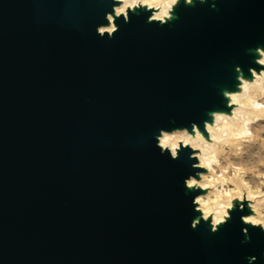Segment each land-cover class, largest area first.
<instances>
[{
  "label": "water",
  "instance_id": "water-1",
  "mask_svg": "<svg viewBox=\"0 0 264 264\" xmlns=\"http://www.w3.org/2000/svg\"><path fill=\"white\" fill-rule=\"evenodd\" d=\"M112 6L0 0V264H264L246 206L191 229V152L155 147L227 113L217 86L255 65L264 0L181 6L163 27L141 11L101 39Z\"/></svg>",
  "mask_w": 264,
  "mask_h": 264
},
{
  "label": "clouds",
  "instance_id": "clouds-1",
  "mask_svg": "<svg viewBox=\"0 0 264 264\" xmlns=\"http://www.w3.org/2000/svg\"><path fill=\"white\" fill-rule=\"evenodd\" d=\"M105 3L106 0H98ZM111 12L106 13L104 19L106 24H100L96 28V35L101 38L112 40L119 31L117 21L123 24L131 22V16L143 11L151 13L148 16V23H157L161 27L166 26L176 17V8L183 3L186 7H195L197 4L211 2L215 8L217 0H111ZM249 51H252L249 49ZM255 68H249L251 80L245 79L243 75L237 76L236 91L223 90L222 95L227 101L230 114L226 112L211 111V123L204 121V132L200 131L199 125L191 124V131L187 127L175 128L171 131L161 129L155 136V147L160 155H167L171 161L179 159L182 151H190L189 159L194 161L191 164L192 173L184 179L183 184L186 193L196 192L191 200V205L198 219L191 222V229L197 230L201 222L209 225L210 233L216 234L232 220V213L235 211L244 212L245 206L248 215H241L240 222L244 227L242 234L244 242L251 241L249 229H258L264 233V172L257 173V185L245 179L244 169L229 162L222 165L220 153L221 147L231 131V138L243 141L252 135L250 128L257 121L264 118V48L255 49ZM237 73L242 69L237 67ZM206 133V135H205ZM235 156L240 155L237 148ZM231 175L229 176V170ZM237 180L239 183H237ZM231 185V186H229ZM248 264H255L256 257H247Z\"/></svg>",
  "mask_w": 264,
  "mask_h": 264
},
{
  "label": "rangeland",
  "instance_id": "rangeland-1",
  "mask_svg": "<svg viewBox=\"0 0 264 264\" xmlns=\"http://www.w3.org/2000/svg\"><path fill=\"white\" fill-rule=\"evenodd\" d=\"M181 6H184L183 3H181L180 6L176 8V10H175L176 14H177V11L180 9ZM261 48H264V46H262ZM254 56H255V59L258 58L256 56V54ZM252 68H255L257 70V72H259V68L257 67L256 64ZM243 77L245 79L251 80V76H250L249 71L243 72ZM236 85H237V83H236ZM236 85L232 86L231 89L233 91L237 90ZM227 113L230 114V109H228V107H227ZM256 115L264 116V114H260V113H257ZM255 128H256V132L261 136L260 142L252 143L249 147L246 148L245 151L240 153L239 156H235V155H233V153H235V151L237 149L236 142L231 141V140H228V141L225 140L224 144L221 145L222 148L224 146H226V149L220 153L222 162H224L228 158L233 163H235V165H237V166L243 165L246 168L256 166V167H258L257 171L260 170L259 172H264V167L261 165V161L264 159V118L257 121V123L255 124ZM205 135H206V133H205ZM228 175L229 176L231 175V169L229 170ZM245 177L253 185L258 184V180L256 179V176H252V174L250 175V173H249L248 175H245ZM259 179H263V177L261 176V177H259ZM237 183H239L238 180H237ZM248 214H249V212H248Z\"/></svg>",
  "mask_w": 264,
  "mask_h": 264
},
{
  "label": "bare ground",
  "instance_id": "bare-ground-1",
  "mask_svg": "<svg viewBox=\"0 0 264 264\" xmlns=\"http://www.w3.org/2000/svg\"><path fill=\"white\" fill-rule=\"evenodd\" d=\"M232 69L235 71L236 67L233 66ZM235 73H236V79H237V76L242 75V73H237L236 71H235ZM217 88H218V92H219V94H220L222 97H223V95H222V91H223V90H228L227 88L222 87V86H217ZM228 91H229V90H228ZM230 92H231V91H230ZM223 99H224V98H223ZM224 102L227 104V101H226V100H224ZM211 111L225 112V111H223V110H218V109H215V108H214L213 110H211ZM211 111H209V112H211ZM209 112H208V113H209ZM207 115H208V114H207ZM208 117L211 119V117H210L209 115H208ZM209 123H210V122H209ZM250 131H251L252 135H251L250 137H248L247 139L243 140V141H237V140L232 139V138H231L232 133H231V131H229V135H228V137L226 138V140H227V141H228V140H231V141L236 142L237 148H239V149H240V153H242V152L245 151L246 148L249 147L252 143L260 142L261 136L256 132L255 125H253V126L250 128ZM225 149H226V146L223 147V150H225ZM219 155H220V154H219ZM220 159H221V156H220ZM221 161H222V159H221ZM229 162L233 163L230 159L227 158L224 162H222V165L226 166ZM233 164H235V163H233ZM261 165L264 167V159L261 161ZM238 166L241 167V168H243V169L245 170L244 173H243L244 177H245V175H248L249 173H250V175L252 174V176H257V173H259V171H260V170L257 171V170H258V167H256V166H252V167H249V168H246V167H244L243 165H238ZM262 177H263L262 180H264V176H262ZM245 179H246V177H245ZM229 186H231V185H229ZM195 218L198 219V218H199L198 215H196Z\"/></svg>",
  "mask_w": 264,
  "mask_h": 264
}]
</instances>
